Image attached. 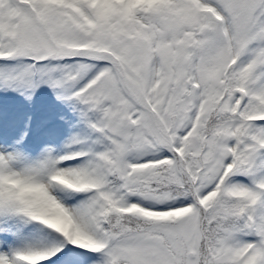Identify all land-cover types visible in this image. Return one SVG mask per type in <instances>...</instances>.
<instances>
[{
	"label": "snow or ice",
	"instance_id": "6c2138e0",
	"mask_svg": "<svg viewBox=\"0 0 264 264\" xmlns=\"http://www.w3.org/2000/svg\"><path fill=\"white\" fill-rule=\"evenodd\" d=\"M64 109L0 140V264H264V0H0V91Z\"/></svg>",
	"mask_w": 264,
	"mask_h": 264
},
{
	"label": "rangeland",
	"instance_id": "374dc122",
	"mask_svg": "<svg viewBox=\"0 0 264 264\" xmlns=\"http://www.w3.org/2000/svg\"><path fill=\"white\" fill-rule=\"evenodd\" d=\"M63 111L47 88L38 91L31 101L0 91V140L10 142L27 133V146L31 149L59 147L69 135V129L59 119Z\"/></svg>",
	"mask_w": 264,
	"mask_h": 264
}]
</instances>
